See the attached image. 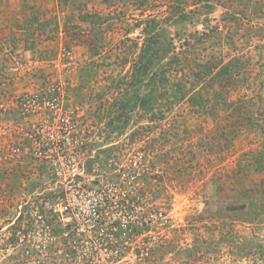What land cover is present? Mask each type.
Instances as JSON below:
<instances>
[{"label": "rangeland", "instance_id": "374dc122", "mask_svg": "<svg viewBox=\"0 0 264 264\" xmlns=\"http://www.w3.org/2000/svg\"><path fill=\"white\" fill-rule=\"evenodd\" d=\"M58 116L91 233L30 155ZM0 264H264V0H0Z\"/></svg>", "mask_w": 264, "mask_h": 264}, {"label": "built area", "instance_id": "2783aa9c", "mask_svg": "<svg viewBox=\"0 0 264 264\" xmlns=\"http://www.w3.org/2000/svg\"><path fill=\"white\" fill-rule=\"evenodd\" d=\"M72 121L68 116H58L52 124L46 123L33 130L35 132L32 131L31 134L34 136V146L30 155L47 164L56 181H66L69 185L64 187V202L57 205L58 211L61 219L65 214L71 227L78 235H82L91 233L100 226L104 213L108 212L106 207H112L113 202L107 205L102 200H91L96 191H89L86 183L82 182L86 169L84 161L75 153L80 141L75 137V125Z\"/></svg>", "mask_w": 264, "mask_h": 264}, {"label": "trees", "instance_id": "16d2710c", "mask_svg": "<svg viewBox=\"0 0 264 264\" xmlns=\"http://www.w3.org/2000/svg\"><path fill=\"white\" fill-rule=\"evenodd\" d=\"M155 27H156V25H155Z\"/></svg>", "mask_w": 264, "mask_h": 264}]
</instances>
